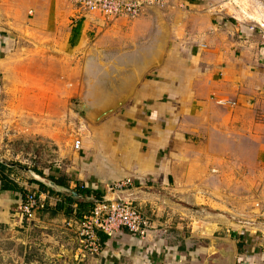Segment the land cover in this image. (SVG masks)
<instances>
[{"label":"crops","instance_id":"obj_1","mask_svg":"<svg viewBox=\"0 0 264 264\" xmlns=\"http://www.w3.org/2000/svg\"><path fill=\"white\" fill-rule=\"evenodd\" d=\"M66 1L61 7L55 0H0L4 23H13L12 18L28 8L36 13L37 25L29 31L16 21L14 31L0 27V76L6 72L1 59L6 45L11 47L17 36L26 33L45 40L35 43L37 49L63 51L66 62H77L81 73L78 78L47 76L43 85H16L11 90L45 94L50 107L60 99L85 94L89 72L85 63L94 70L91 81L99 83L104 70L117 80L125 76L121 81L143 71L134 96L121 111L100 124H84L75 139H81L80 148L71 143L63 152L66 168L52 169L48 177L64 176L71 189L104 194L114 184L130 180L132 185L122 195L126 192L156 227L146 239L126 228L113 234L101 232L103 252L79 258V222L93 200L70 202L68 194L40 191L32 182L26 186L12 171L17 188H5L0 178V264H182L187 254L195 259L207 250L197 245L195 237L206 240L214 231L210 204H196V213L171 204L154 189L173 181L175 194H193L196 197L188 201L195 203L198 195L213 193L197 181L210 178L211 158L202 154L191 159L195 162L190 166L191 185L182 188L178 170L187 155L176 148L188 144L204 147L205 153L219 148L218 162L232 158L235 163H258L264 168V9L259 6L252 14L243 0H168L167 6L148 7L137 17L108 18L81 13ZM0 81L4 86L5 81ZM225 156L231 158L225 161ZM31 185L33 192L46 195L45 207L32 223L19 210ZM222 217L219 230L229 227V218ZM261 218L253 230L226 235L236 241L237 264H264ZM176 232L179 244L170 240Z\"/></svg>","mask_w":264,"mask_h":264},{"label":"rangeland","instance_id":"obj_2","mask_svg":"<svg viewBox=\"0 0 264 264\" xmlns=\"http://www.w3.org/2000/svg\"><path fill=\"white\" fill-rule=\"evenodd\" d=\"M243 2V6L245 5L252 14H255L259 6L264 9V0H243ZM55 3L61 7L67 5L66 0H55ZM31 10L27 8L19 18H12L13 23L7 22L8 20L4 23L5 20L0 19V27L4 25L13 28L14 31L16 21L18 26L21 25L29 31L31 27L37 26L34 21L36 13ZM22 36H17L11 47L6 45L1 58L4 60L6 72L0 76L2 81H5L4 86L0 81V90H2L0 92V163L2 164L1 161L4 160L17 163L25 168H38L44 173L43 176L48 177L52 169L66 168L67 157L63 155V152L71 143L76 142L75 139L84 124H94L85 113L105 100L107 90L112 88L109 81L111 77L104 70L101 73V83L91 81L94 70L89 68L90 64L85 63L86 70L89 71L86 74L85 94L60 99L52 105L53 107L49 106L50 101L45 94H12L11 90L16 88V85L22 88L31 86V84L40 86L43 85L47 76L81 77V73L79 74L77 70V62L67 63L63 51L51 52L41 48L37 49L35 43L45 42L44 39L40 41L30 33ZM100 85L101 87L96 90L95 87ZM3 91L10 94H3ZM121 109L114 114L117 115ZM106 120L107 118L104 119ZM212 148L213 155L210 152L205 153L204 147L197 148L191 144L178 146L176 151L185 152L187 155V158H183L181 169L178 170L182 188H190L191 185L190 166H194L192 163H195L191 162V159L196 154H202L206 160L211 158L207 168L210 178L208 180L204 178L201 181L197 179V181L211 188L213 193L198 195V202L195 203L188 201L196 197L193 194H175L173 181L165 187L154 189L158 190L160 197L165 196L166 199L171 200V204L182 205L196 213H198L196 204L201 207L208 206L206 202L210 204L211 213L215 218L214 231L206 240L199 236L195 237L197 245L199 243L207 246V250L201 252L195 259L187 254V259L182 264H230L231 260L233 264H237L236 241L230 237L226 238V235L238 234L243 229L253 230V227L256 228L257 224H260L261 216L264 217V211L259 216L264 208V168L258 163H235V160L232 161V158L228 156L224 159L226 161L231 158V162H218V156L215 154L218 153L219 148ZM171 151H174V148H171ZM171 161L173 163L172 159ZM14 171L18 177L20 175L23 178L22 181L26 182V186L31 184L32 175L29 171L20 167H14ZM195 181L196 172L193 183ZM34 187L31 185L28 191H35ZM125 189L126 187L124 191ZM111 193L113 191L109 194ZM123 198L128 200L126 192ZM92 202H94L93 205L97 204L96 201ZM222 215L229 218V227L219 230L218 224L223 218ZM202 228L199 226V231ZM178 238H180L179 235ZM170 240L177 241V244L180 243L177 240V232L171 235ZM221 245H224L222 248H225L226 253L235 251L236 255L221 254Z\"/></svg>","mask_w":264,"mask_h":264},{"label":"built area","instance_id":"obj_3","mask_svg":"<svg viewBox=\"0 0 264 264\" xmlns=\"http://www.w3.org/2000/svg\"><path fill=\"white\" fill-rule=\"evenodd\" d=\"M78 7L81 13H99L108 18L121 16L137 17L148 7L163 8L168 5V0H68ZM238 2V0H231ZM81 139H77L75 147L80 148ZM1 170V163H0ZM132 185L130 180L118 182L111 187L113 191H123ZM46 195L28 191L19 206L22 215L28 222H35L37 212L44 208ZM79 258L88 255H99L104 250V243L100 233L113 234L126 228L135 236L146 239L154 230L155 223L145 213L138 209L129 200H116L93 205L79 222Z\"/></svg>","mask_w":264,"mask_h":264},{"label":"water","instance_id":"obj_4","mask_svg":"<svg viewBox=\"0 0 264 264\" xmlns=\"http://www.w3.org/2000/svg\"><path fill=\"white\" fill-rule=\"evenodd\" d=\"M150 8H157V7H150ZM162 61V59H161ZM161 61L158 63L160 64ZM157 65V64H156ZM144 68V67H143ZM153 66L146 67L144 70L148 71ZM142 69V68H141ZM144 76V72L141 70L137 72L134 75H130L128 78L126 77L124 81H121L122 78L125 76H120L119 80L116 79V76L111 77L110 83L112 88L107 90L105 97V100L100 103L98 106H94L89 112H86L87 118L93 122L94 124H100L104 119L110 117L114 113H116L119 109L124 107L129 100L134 96L136 92L137 86L140 84L142 78ZM118 78V77H117ZM2 164L14 168V167H20L23 169H26L29 171L32 175V177L44 184L46 187L49 189H52L53 191L61 194H68L73 198L77 199H86V200H93L96 201L97 203H104V202H110V201H116V200H122L123 198V191H116L111 194H103L99 196H89V195H84L81 192L71 189L67 186L60 185L57 183L55 180L50 179L48 177H45L39 173H37L35 170L30 169V168H25L23 166H19L17 163H12L9 161H1ZM223 254L227 255H232L235 256L236 252L232 251L229 253L223 252ZM234 262L231 260L230 264H233Z\"/></svg>","mask_w":264,"mask_h":264},{"label":"trees","instance_id":"obj_5","mask_svg":"<svg viewBox=\"0 0 264 264\" xmlns=\"http://www.w3.org/2000/svg\"><path fill=\"white\" fill-rule=\"evenodd\" d=\"M33 170L37 171L39 174L41 175H44V173L39 170L38 168H33ZM14 171V168H11V167H8L4 164H1V170H0V178L3 182V185L5 188H12V187H15L17 188V183H15L14 180L11 179L10 177V174L11 172ZM51 179L55 180L57 183H59L60 185H64V186H69L67 181H66V178L63 176V177H60V178H55L54 176H50ZM31 182L32 183H35L39 186V189L40 191H49L50 193L52 194H59V193H56L55 191L51 190V189H48L44 184L34 180V179H31ZM82 194L84 195H89V196H99V195H103L104 193H101V192H93L87 188H79L78 189ZM27 191L25 192V195H26ZM66 199L70 202H80V200H77L69 195H65ZM25 198V196H24ZM23 198V199H24ZM82 203V202H81ZM84 204V203H82Z\"/></svg>","mask_w":264,"mask_h":264}]
</instances>
